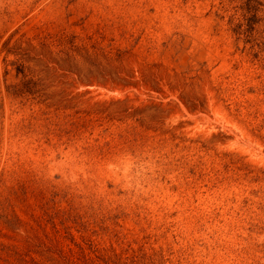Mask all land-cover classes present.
<instances>
[{"label": "rangeland", "instance_id": "obj_1", "mask_svg": "<svg viewBox=\"0 0 264 264\" xmlns=\"http://www.w3.org/2000/svg\"><path fill=\"white\" fill-rule=\"evenodd\" d=\"M0 264H264V0H0Z\"/></svg>", "mask_w": 264, "mask_h": 264}]
</instances>
